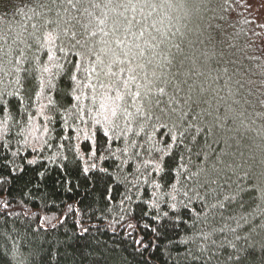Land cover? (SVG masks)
<instances>
[{
  "label": "snow or ice",
  "instance_id": "6c2138e0",
  "mask_svg": "<svg viewBox=\"0 0 264 264\" xmlns=\"http://www.w3.org/2000/svg\"><path fill=\"white\" fill-rule=\"evenodd\" d=\"M204 2L211 13L205 23L211 28L215 18L227 21L239 0ZM39 6L45 9L39 13L44 24L52 29L44 33L41 49H47L48 62L59 61L53 64L58 71L53 72L36 57L42 72L49 74L46 87L43 82L34 85L45 88L46 103H40L39 99H34L41 96L40 92L23 87L28 79L35 80L36 66H24L31 62L23 49L9 47L5 51L0 47V72L10 76L5 66L14 61L16 64L14 80L0 78V150L10 149L13 140L41 157L45 150L55 148L59 156V149L66 152L75 149L76 172L84 180L105 179L111 184L106 183L105 192L125 188L121 203L136 198L146 206L142 215L157 227L134 222L132 214L127 218L120 216L115 225L112 222L107 225L113 233L120 229L128 236L136 233L132 244L146 251L158 247L155 242L163 237L169 224L177 228L184 222L183 214L192 212L190 205L194 197L189 193L193 190L198 193L205 189L203 196L195 197L202 208L228 211L230 205L241 199L231 190V176L236 174L234 162L229 164L223 159L233 157L230 152L233 145L229 143L233 138L215 139L213 143L222 142L224 147L211 154L207 152L209 138L215 135V130L226 131L228 123L233 122L231 108H224L221 114V106H214L205 99L209 89L191 81V75L181 70L170 49L165 53L174 33L157 27L155 21L149 23L160 5L152 0H42ZM61 35L68 41L67 49L63 41L54 44ZM36 43L40 44L39 37ZM172 47L180 51L179 45ZM217 55L221 62L233 64L238 89L254 95L256 82L242 68L236 67L239 62L231 60L228 52ZM61 83L67 87L61 88ZM261 83L264 84V80ZM10 84L15 85L12 90H9ZM256 91L264 92V89ZM59 94L66 103L56 99ZM258 103L264 106V99ZM153 107L159 109L160 116L151 111ZM164 115L174 117L170 124L160 123ZM258 115L264 116V112ZM37 116L41 117L38 124ZM144 121L160 123L159 128L153 124L152 131L161 134V139L148 135ZM81 134L88 146L86 152L80 148ZM73 140L78 143L73 144ZM117 142H121V146L113 148ZM18 155L19 149L12 153V156ZM2 158L7 160V154ZM27 163L37 161L32 159ZM141 191L147 193V199L140 195ZM106 199L110 203L113 197L109 195ZM210 200L215 203L210 204ZM68 210L73 211V206L68 205ZM249 216L251 213L237 219L224 217L222 212L221 218L234 221L235 228L226 223L212 232H194L191 241L183 243L197 244L196 251L186 249L182 257L184 264H242L244 257L264 256V224H255ZM199 219L200 213L192 217V223L186 225L187 231L196 229ZM48 223V217L41 218L38 229L46 231L44 226ZM78 227L82 233L88 232L87 227L79 224ZM148 230L152 237L145 243V236L140 233L143 231L146 235ZM9 250L16 264H25L22 251ZM33 256L34 253L29 252L27 259ZM0 258H3L2 250Z\"/></svg>",
  "mask_w": 264,
  "mask_h": 264
},
{
  "label": "trees",
  "instance_id": "16d2710c",
  "mask_svg": "<svg viewBox=\"0 0 264 264\" xmlns=\"http://www.w3.org/2000/svg\"><path fill=\"white\" fill-rule=\"evenodd\" d=\"M41 2L42 0H0V47L5 51L9 47L24 50L25 57L31 62L24 66L35 65L36 71L35 80L28 79L23 87L40 92L41 96L34 99L46 103L45 88H37L34 85L43 82L46 87L49 74L42 72V65L38 63L36 57H40L53 72L58 71L53 64L59 61L48 62L45 55L47 49H41V45L44 44V33L52 30L44 24V19L39 15L45 11L39 6ZM152 2L160 7L153 13L149 23L155 21L157 27L174 33L171 44L164 50L165 53L170 49L175 54L176 63L181 66V70L191 75V81L209 89L205 99L214 106H221V114L224 108H231L233 122L228 123L226 131L215 130V135L209 138L210 146L207 152L211 154L214 150L224 147L222 142L219 145L213 143L215 139L225 136L233 138L229 141L233 145L230 149L233 157L223 159L229 164L234 162L236 174L231 176V190L241 199L230 205L228 211L202 208L195 197L203 196L205 189H200L198 193L193 190L189 193L194 197L190 205L192 212L183 214L184 222L177 228L173 229L169 224L163 237L155 242L158 247L146 251L132 244V238L136 233L128 236L123 229L113 233L107 227L109 222L115 225L120 216L127 218L130 214L135 216L134 222L157 227V224L142 215L146 206L138 199L121 203L124 199V187L105 192L106 183L111 186L105 179H97L94 182L84 180L76 172L75 149L72 152L59 149L61 152L59 156L55 154L57 151L55 148L45 150L41 157L32 154L22 143L17 144L16 140H13L10 149L0 150V250L3 251L0 264H16L9 250L11 248H17L25 254V264H184L182 257L186 249L196 251L197 244L183 243L191 241L194 232L198 230L212 232L214 229L224 227L226 223L230 227H236L234 221L221 218L222 212L224 217L235 216L237 219L251 213L249 219L255 224H264V215H261L264 212V116L258 115L259 112H264V106L258 103L260 99H264V92L256 91L264 89V84L261 83V80H264V65L259 55L261 52L259 46L256 48L253 46L254 36H251V29L247 28V23H239L237 16L232 17L230 13L227 21L215 18L212 21L213 26L208 28L205 20L211 13L208 12L204 0H152ZM33 24L36 28L32 27ZM217 24L221 27L217 28ZM54 27L55 25L52 26ZM36 37H39L40 44L36 43ZM62 41L67 49L68 41L63 35L54 44L59 45ZM172 45H179L180 51L177 52ZM220 52H228L231 60L239 62L236 67L242 68L256 82L254 95L238 89L235 82L238 77L233 75L234 66L221 62L217 55ZM16 55H19L18 51ZM15 67V61L11 65H6V71L11 75L5 76L4 72H0V78L5 81L14 80ZM13 87L15 85L10 84L9 90ZM60 87L65 88L67 85L61 83ZM56 99L61 103L67 102L62 94L57 95ZM160 107L163 108L164 105L161 104ZM151 111L157 116L161 115L159 109L155 107ZM172 119L174 117L164 115L160 123L170 124ZM40 120L41 117L37 116L36 123L38 124ZM8 122L11 123V120ZM143 123L149 136L156 140L161 139V134L152 131V125L159 128L160 123L149 121ZM72 143L78 142L73 140ZM79 143L82 152H86L88 146L83 141L82 134ZM120 146L121 142H117L113 148ZM17 149L19 155L12 156ZM5 154L8 156L7 160L2 158ZM32 159H36L37 163L28 164L27 161ZM192 159L196 161L195 156ZM215 159L213 156L212 160ZM39 173L44 175L41 176ZM244 176L245 178L241 180L240 177ZM109 195L113 197L110 203L106 199ZM140 195L147 199L146 192L141 191ZM209 203L214 204L215 200H210ZM68 205L73 206V211L68 210ZM128 209L133 211L130 213ZM197 213H200V219L197 221L196 229L189 232L186 225L192 223V217ZM43 217L49 218V223L44 226L46 231L38 229ZM78 224L87 227L88 232L82 233ZM51 225H55V228ZM140 235L145 236L147 243L152 237V232L148 230L145 235L142 231ZM243 243L241 241L242 245ZM29 252L34 253L31 260L27 259ZM242 264H264V256L257 254L244 257Z\"/></svg>",
  "mask_w": 264,
  "mask_h": 264
},
{
  "label": "rangeland",
  "instance_id": "374dc122",
  "mask_svg": "<svg viewBox=\"0 0 264 264\" xmlns=\"http://www.w3.org/2000/svg\"><path fill=\"white\" fill-rule=\"evenodd\" d=\"M234 9L230 12L231 16H237L239 23H247V28L252 31L251 36H254L253 46H259L264 65V0H239Z\"/></svg>",
  "mask_w": 264,
  "mask_h": 264
}]
</instances>
